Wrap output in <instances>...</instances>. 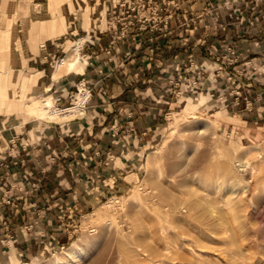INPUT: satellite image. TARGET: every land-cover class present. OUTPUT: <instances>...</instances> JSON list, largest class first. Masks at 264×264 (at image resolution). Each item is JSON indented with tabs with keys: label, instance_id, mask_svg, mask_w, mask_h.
Here are the masks:
<instances>
[{
	"label": "rangeland",
	"instance_id": "374dc122",
	"mask_svg": "<svg viewBox=\"0 0 264 264\" xmlns=\"http://www.w3.org/2000/svg\"><path fill=\"white\" fill-rule=\"evenodd\" d=\"M61 16L64 32L33 38L34 25ZM72 21L77 24L73 34ZM258 22L260 28L252 26ZM262 22L264 0H0L3 147L4 138L17 145L38 123L64 125L84 116L85 105L66 117L51 112L50 119L39 116L45 105H31L48 98L63 110L75 106L82 88L88 93L81 86L62 108L51 93L35 94L33 87L43 76L46 85L55 73L58 79L82 72L87 61L81 59V47L90 35L108 36L113 46L125 42L132 54L146 48L161 70L144 92L147 98L138 93L160 111L159 126L147 136L138 165L123 175L110 173L91 204L62 215L63 235L45 232L40 251L0 264H53L54 256L61 264H264V105H256L262 114L247 107L256 104L246 86L249 66L240 64L232 32L258 35ZM143 33L163 40L188 34L190 54L172 60L182 44L164 42L157 50L161 40L146 44ZM65 37L67 53L59 54L54 65L46 63L40 43L60 44ZM75 50L78 66L60 67ZM27 229L34 231L33 225ZM74 242L84 251L72 260L64 248Z\"/></svg>",
	"mask_w": 264,
	"mask_h": 264
},
{
	"label": "crops",
	"instance_id": "0c3cea01",
	"mask_svg": "<svg viewBox=\"0 0 264 264\" xmlns=\"http://www.w3.org/2000/svg\"><path fill=\"white\" fill-rule=\"evenodd\" d=\"M64 22V17L61 16L47 24H31L36 32L33 38L37 40L42 36H56L64 32ZM75 23L76 21H72L68 27L71 34L77 25ZM262 24L259 34L251 37L237 36V31H232L233 42L240 47L239 62L249 66L250 78L246 79V86L249 88L251 101L256 104L248 102L247 107L249 109L253 106L249 110L260 114L262 108L256 109V105L259 102L264 105V22ZM252 26L260 28V22L256 25L253 23ZM183 27H186L185 23ZM231 29L235 27L232 26ZM143 34L146 44L148 41L161 40L156 43L157 50L164 42L182 44L179 51L173 52L172 60L185 59L190 54L185 47L190 40L188 34L186 38L183 35L178 39L168 37L165 40L162 35L155 37ZM202 38L203 43H206L207 37L204 35ZM64 39L66 41L62 39L60 44L50 41L52 39L40 43L39 52L47 54L46 63L52 61L51 65H54L53 61H57L59 54L67 53L66 44L69 40L67 37ZM134 40L137 44V39ZM222 41L225 42L223 39ZM114 42L108 36L100 38L90 35L89 40L86 39L81 47V59L87 61L82 72H69L58 79H55V73L46 79V85L43 76L33 87L35 94L51 93L53 101V96H62L67 102L57 107L64 108L72 103L78 89L84 85L92 97L88 101L90 93L82 88L75 100V105L77 102H81L82 107L85 105L84 116L71 117L74 119L64 125L38 123L37 127L24 131L25 136L17 145L4 138L6 146L3 147L1 141V261L37 253L44 244L45 232L51 231L58 237L63 235L60 231L63 225L62 215L78 212V207L91 204L96 199L92 194L97 195L95 190L110 173L114 176L123 175L138 165V156L148 140L147 136L159 126L160 111L157 105L143 97L139 99L138 95L146 96L148 92H144L151 90L153 81L159 77L161 70H157L159 65L155 64L158 59L148 58L146 48L132 54L123 45L125 42H118L120 47L113 46ZM214 42L219 43V40ZM70 56L77 58L78 62L68 70L77 67L80 59L77 50L65 59ZM49 80L52 81L51 84ZM47 102L46 112L39 113V116L50 119L47 115L54 109H59L51 99L34 101L31 107L34 109L36 104L44 105ZM73 107H66L63 111ZM29 225H33V232L28 231Z\"/></svg>",
	"mask_w": 264,
	"mask_h": 264
},
{
	"label": "bare ground",
	"instance_id": "6f19581e",
	"mask_svg": "<svg viewBox=\"0 0 264 264\" xmlns=\"http://www.w3.org/2000/svg\"><path fill=\"white\" fill-rule=\"evenodd\" d=\"M77 62H78L77 58H73L72 56H70L67 59H64V61H62L60 66L62 68L68 69V68L72 67L73 65H75ZM81 104H82L81 102H77L73 108L67 109L65 111L60 110V109H54L51 114L56 115V116L64 114V117L70 116V115L82 110ZM44 105H45V108H47L48 102L45 103ZM36 106H37V104L35 105V108H36ZM83 251H84V249L77 242H74L69 248H64V255L67 258L75 260L83 254ZM51 261L53 264H61V259L59 258V256L58 257L54 256L51 259ZM34 264H39V262H35Z\"/></svg>",
	"mask_w": 264,
	"mask_h": 264
},
{
	"label": "built area",
	"instance_id": "2783aa9c",
	"mask_svg": "<svg viewBox=\"0 0 264 264\" xmlns=\"http://www.w3.org/2000/svg\"><path fill=\"white\" fill-rule=\"evenodd\" d=\"M58 61V60H57ZM56 61V62H57ZM62 61V60H61ZM60 65V64H59ZM58 67V66H57ZM85 87V86H84ZM86 88V87H85ZM87 89V88H86ZM89 93H90V97H89V99H88V101L90 100V98L92 97V94H91V92L90 91H88ZM78 93H80V89H78ZM54 97V103H55V105H57V106H59V105H64V103H66L67 102V100L66 99H63L62 98V96H60V95H55V96H53ZM73 97V96H72ZM74 99V98H73ZM239 99H237V101H238ZM87 101V102H88Z\"/></svg>",
	"mask_w": 264,
	"mask_h": 264
},
{
	"label": "trees",
	"instance_id": "16d2710c",
	"mask_svg": "<svg viewBox=\"0 0 264 264\" xmlns=\"http://www.w3.org/2000/svg\"><path fill=\"white\" fill-rule=\"evenodd\" d=\"M64 246V245H63Z\"/></svg>",
	"mask_w": 264,
	"mask_h": 264
}]
</instances>
